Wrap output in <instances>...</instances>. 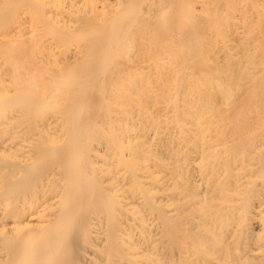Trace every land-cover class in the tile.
I'll return each instance as SVG.
<instances>
[{
    "label": "bare ground",
    "instance_id": "obj_1",
    "mask_svg": "<svg viewBox=\"0 0 264 264\" xmlns=\"http://www.w3.org/2000/svg\"><path fill=\"white\" fill-rule=\"evenodd\" d=\"M0 264H264V0H0Z\"/></svg>",
    "mask_w": 264,
    "mask_h": 264
}]
</instances>
